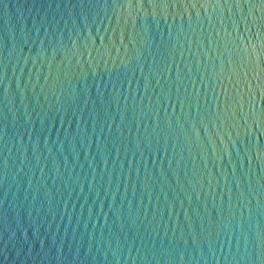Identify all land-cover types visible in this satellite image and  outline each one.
I'll return each mask as SVG.
<instances>
[{"label": "water", "instance_id": "water-1", "mask_svg": "<svg viewBox=\"0 0 264 264\" xmlns=\"http://www.w3.org/2000/svg\"><path fill=\"white\" fill-rule=\"evenodd\" d=\"M0 264H264V0H0Z\"/></svg>", "mask_w": 264, "mask_h": 264}]
</instances>
